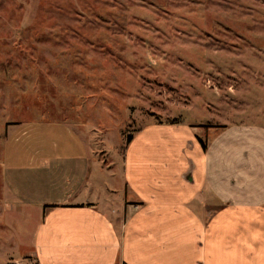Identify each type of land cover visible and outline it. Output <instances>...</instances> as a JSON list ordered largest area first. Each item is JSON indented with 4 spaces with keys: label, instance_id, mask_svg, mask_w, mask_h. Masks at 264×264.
I'll return each mask as SVG.
<instances>
[{
    "label": "rangeland",
    "instance_id": "1",
    "mask_svg": "<svg viewBox=\"0 0 264 264\" xmlns=\"http://www.w3.org/2000/svg\"><path fill=\"white\" fill-rule=\"evenodd\" d=\"M171 120L264 127V0H0V264H33L37 211L16 219L2 191L17 137L24 199L65 190H32L37 142L80 141L116 205L126 137Z\"/></svg>",
    "mask_w": 264,
    "mask_h": 264
},
{
    "label": "crops",
    "instance_id": "2",
    "mask_svg": "<svg viewBox=\"0 0 264 264\" xmlns=\"http://www.w3.org/2000/svg\"><path fill=\"white\" fill-rule=\"evenodd\" d=\"M21 138L2 153V191L6 209L37 211L33 264H264V127L147 124L115 157L119 203L103 206L80 141L64 152L37 142L32 190H65L24 199Z\"/></svg>",
    "mask_w": 264,
    "mask_h": 264
},
{
    "label": "trees",
    "instance_id": "3",
    "mask_svg": "<svg viewBox=\"0 0 264 264\" xmlns=\"http://www.w3.org/2000/svg\"><path fill=\"white\" fill-rule=\"evenodd\" d=\"M164 124H167V125H178V124H180V122L177 121V120H171V121H166ZM136 132H137V131H136ZM136 132H135V133H136ZM133 137H134V134H130V135H128V136L126 137V139H125V149H124V152H125L127 146L131 143ZM199 143L201 144L202 149L205 151L206 148H207L206 144L203 143L201 140H199ZM123 155H124V154H123Z\"/></svg>",
    "mask_w": 264,
    "mask_h": 264
}]
</instances>
